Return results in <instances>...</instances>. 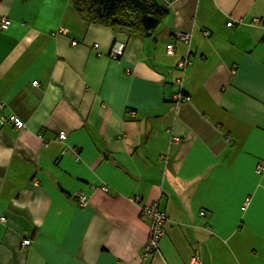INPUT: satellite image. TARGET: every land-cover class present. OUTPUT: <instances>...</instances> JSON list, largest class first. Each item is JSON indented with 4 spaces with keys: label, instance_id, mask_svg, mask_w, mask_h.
<instances>
[{
    "label": "crops",
    "instance_id": "obj_1",
    "mask_svg": "<svg viewBox=\"0 0 264 264\" xmlns=\"http://www.w3.org/2000/svg\"><path fill=\"white\" fill-rule=\"evenodd\" d=\"M0 18V116L25 124H0V264H264V0H176L144 37L69 0ZM152 201L167 220L142 259Z\"/></svg>",
    "mask_w": 264,
    "mask_h": 264
},
{
    "label": "trees",
    "instance_id": "obj_2",
    "mask_svg": "<svg viewBox=\"0 0 264 264\" xmlns=\"http://www.w3.org/2000/svg\"><path fill=\"white\" fill-rule=\"evenodd\" d=\"M69 1L85 20L138 37L150 35L167 14L158 0Z\"/></svg>",
    "mask_w": 264,
    "mask_h": 264
},
{
    "label": "built area",
    "instance_id": "obj_3",
    "mask_svg": "<svg viewBox=\"0 0 264 264\" xmlns=\"http://www.w3.org/2000/svg\"><path fill=\"white\" fill-rule=\"evenodd\" d=\"M162 5L168 7L172 3H174L176 0H158ZM9 19L7 18H0V28H6L7 25L9 24ZM227 26L231 25V21H228L226 23ZM66 29L63 27L58 28L55 32H52V34L55 33H65ZM177 38L183 41L188 40V35L184 33H179L177 34ZM76 41H72L71 44H75ZM96 46V44H94ZM166 47V53L171 54L173 52L172 44L167 43L165 45ZM124 45L121 42H116L110 49L109 53L113 56H120L123 53ZM180 71H181V77L177 79L178 82L181 81L184 75V70L186 64H188L187 59H181L177 62ZM32 84L35 85L36 81L33 80ZM190 99V96L187 94L182 93L181 91L178 92L175 96L176 101H188ZM1 107V104H0ZM3 123H9L13 125L14 127L18 129H22L25 124L24 121L21 120L18 116L15 114H7V115H1L0 116V124ZM65 133L60 132L57 135L58 140H64L65 139ZM256 173H262L264 171V163L263 162H258L256 167H255ZM102 190H106V186L100 185L99 186ZM77 198H78V205L79 206H84L87 203V198L84 193L78 192L77 193ZM135 201L138 200V198H134ZM249 198L245 197L242 201L241 208H244L247 203H248ZM139 211L140 215L142 218L146 219L149 223L148 227V236L147 240L143 246L142 252L140 254V258L145 259L147 258L149 253L155 252L157 250L158 242L160 237L164 234V224L167 220L166 215L164 212L158 209L157 203L155 201L149 202V203H140L139 204ZM200 215H203L204 212L200 211ZM1 221H4L5 218L3 216L0 217ZM30 243V240L28 238H25L21 240V246L26 247ZM189 264H201L200 260L198 259L197 255L194 254L191 256L189 260Z\"/></svg>",
    "mask_w": 264,
    "mask_h": 264
}]
</instances>
